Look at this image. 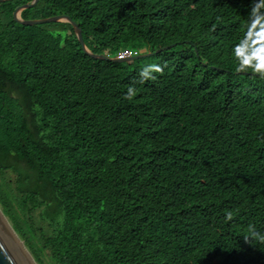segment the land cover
Segmentation results:
<instances>
[{"label": "trees", "instance_id": "16d2710c", "mask_svg": "<svg viewBox=\"0 0 264 264\" xmlns=\"http://www.w3.org/2000/svg\"><path fill=\"white\" fill-rule=\"evenodd\" d=\"M32 1L0 4V204L36 262L264 264V79L237 73L233 52L261 0L22 14L79 29L21 23ZM78 30L93 55L133 56L95 58ZM153 63L163 75L139 83Z\"/></svg>", "mask_w": 264, "mask_h": 264}, {"label": "clouds", "instance_id": "9594fccd", "mask_svg": "<svg viewBox=\"0 0 264 264\" xmlns=\"http://www.w3.org/2000/svg\"><path fill=\"white\" fill-rule=\"evenodd\" d=\"M264 8V0L252 8L251 24L244 39L235 45L233 52L234 57L238 61V66L235 71L237 73L251 72L264 79V15L260 14V9ZM259 29V31H257ZM167 65L150 64L145 66L139 73V83H144L149 80H156L157 75H163L164 67ZM137 94V89L134 85L128 87L124 99L132 100ZM226 219H232V213H226ZM246 240L249 238L246 237ZM251 239L264 243V233L257 232L254 227L251 228Z\"/></svg>", "mask_w": 264, "mask_h": 264}, {"label": "water", "instance_id": "95a60500", "mask_svg": "<svg viewBox=\"0 0 264 264\" xmlns=\"http://www.w3.org/2000/svg\"><path fill=\"white\" fill-rule=\"evenodd\" d=\"M11 0H0L1 3H5ZM39 0H33L32 3L22 6L18 11V20L21 23L26 25H35V24H42L47 22H59L63 21L69 24H72L76 29H79L76 23L72 22L71 19H61V18H50L44 20H30L24 21L22 19L21 14L28 8L34 7ZM78 39L83 46L84 50L89 53L91 56L103 60H112L116 62H125L130 60V58L126 59H117L111 58L109 56H96L93 55L92 52L86 46L83 36L80 30L77 32ZM0 264H38L34 257L32 256L31 252L19 237V234L14 230L12 224L10 223L9 219L2 211V207L0 205Z\"/></svg>", "mask_w": 264, "mask_h": 264}, {"label": "rangeland", "instance_id": "374dc122", "mask_svg": "<svg viewBox=\"0 0 264 264\" xmlns=\"http://www.w3.org/2000/svg\"><path fill=\"white\" fill-rule=\"evenodd\" d=\"M33 2V1H32ZM33 8V7H32ZM27 10V9H26ZM28 10H29V8H28ZM34 20H38V19H34ZM24 24V23H23ZM35 25H38V24H35ZM28 26H33V25H28ZM112 58H114V57H112ZM1 180V179H0ZM1 205V204H0ZM2 207V206H1ZM24 242V241H23ZM25 243V242H24ZM241 244H242V247L244 248L247 244H248V241L246 240V239H243L242 241H241ZM25 245H26V243H25ZM27 246V245H26ZM28 248V247H27ZM29 249V248H28ZM30 251V250H29ZM31 252V251H30ZM31 254H32V256H33V253L31 252ZM34 257V256H33ZM35 259V258H34Z\"/></svg>", "mask_w": 264, "mask_h": 264}, {"label": "crops", "instance_id": "0c3cea01", "mask_svg": "<svg viewBox=\"0 0 264 264\" xmlns=\"http://www.w3.org/2000/svg\"><path fill=\"white\" fill-rule=\"evenodd\" d=\"M38 3V2H37ZM23 14V13H22ZM22 14H21V16H22ZM23 19V18H22ZM72 22H74V21H72ZM75 23V22H74ZM85 42V41H84ZM124 52H129V53H131V51H128V50H126V51H122V52H120L119 54H117L116 56H112V57H114V58H117V59H126V58H132V56H133V54L131 53V56L130 57H125V58H120V57H118L121 53H124ZM106 56H108V55H106ZM110 57V56H109ZM111 57V58H112Z\"/></svg>", "mask_w": 264, "mask_h": 264}, {"label": "built area", "instance_id": "2783aa9c", "mask_svg": "<svg viewBox=\"0 0 264 264\" xmlns=\"http://www.w3.org/2000/svg\"><path fill=\"white\" fill-rule=\"evenodd\" d=\"M131 56V53L129 52H124V53H121L118 57L120 58H125V57H130Z\"/></svg>", "mask_w": 264, "mask_h": 264}]
</instances>
